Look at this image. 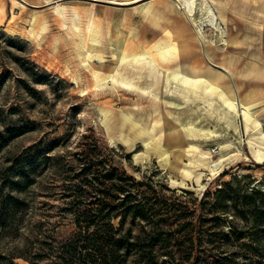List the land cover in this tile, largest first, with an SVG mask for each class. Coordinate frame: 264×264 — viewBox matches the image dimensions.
<instances>
[{
  "label": "rangeland",
  "instance_id": "obj_1",
  "mask_svg": "<svg viewBox=\"0 0 264 264\" xmlns=\"http://www.w3.org/2000/svg\"><path fill=\"white\" fill-rule=\"evenodd\" d=\"M24 3L18 24L0 26V264H70L73 258L72 264H86L72 246L96 255L80 246L101 242L108 228L100 205L121 190L156 193L170 203L189 192L186 205L198 215L204 194L224 183L264 194V156L257 153L264 134V72L245 73L252 56L264 64V0ZM172 38L176 54L164 61L159 52ZM147 51L158 61L140 82L149 96L112 84L118 55ZM173 72L181 83L170 77ZM201 81L211 85L213 96ZM244 99L247 109L239 111ZM148 116V126L138 120ZM204 155L219 161L213 171L199 164ZM105 174L122 187H111ZM124 174L135 183L124 181ZM229 221L244 225L226 217V233ZM152 222L121 224L117 217L110 225L135 234L142 224L148 232L157 228ZM247 225L251 232L252 217ZM251 238L243 242L264 255V232L260 246ZM154 248L158 264L176 249L173 241ZM202 248H209L206 240ZM230 251L240 264H264L240 243Z\"/></svg>",
  "mask_w": 264,
  "mask_h": 264
},
{
  "label": "trees",
  "instance_id": "obj_2",
  "mask_svg": "<svg viewBox=\"0 0 264 264\" xmlns=\"http://www.w3.org/2000/svg\"><path fill=\"white\" fill-rule=\"evenodd\" d=\"M123 176L125 177V174ZM105 178L112 181L111 187H122L115 182L117 179L111 177L110 174H105ZM124 181L135 183L133 178L125 177ZM137 186H142V183H137ZM120 192L117 194V198L113 196L111 200L102 201L100 205L101 211L106 214L105 224L108 228L102 231L101 242L89 240L88 244L80 246V249L92 248L96 250L94 251L96 255L93 256L89 251L85 254L78 253V244H73V250L75 254H78V259L81 262L86 264H126L132 257V264H158L154 243H169L171 241L175 243L176 249L166 252L168 260L163 264H240L235 258L237 254L230 251L237 243H240L246 250L250 249L264 258L263 254H259L258 247L254 248L243 242L244 239L252 236V243L260 246L261 241L258 236L264 232V194L260 192L247 193L235 184L224 183L215 193L206 192L204 194L198 203L199 215L195 208L186 205L190 196L189 192L177 195L171 203L169 199L158 196L156 193L150 196L143 192L134 193L128 190ZM104 193L109 195V191ZM120 194L124 197L115 205L114 201L119 199L118 195ZM191 202L194 206L197 204L196 199ZM229 216L244 225L239 226L238 223L229 221L230 231L224 232L222 222ZM117 217L120 218L121 224L128 220H138L144 225L151 223L152 219L156 218L152 223L157 228L148 232L142 224L135 234L130 230L122 233L119 230L115 231L110 225V221ZM250 217L254 220L251 232L246 229ZM195 219L198 220V227L194 223ZM208 224L210 226H207ZM160 225L168 228H159ZM94 234L97 235V232ZM205 240L209 248H202V243ZM197 249L199 250L197 251ZM195 253L198 255L191 262ZM74 259L70 260V264L74 262Z\"/></svg>",
  "mask_w": 264,
  "mask_h": 264
},
{
  "label": "bare ground",
  "instance_id": "obj_3",
  "mask_svg": "<svg viewBox=\"0 0 264 264\" xmlns=\"http://www.w3.org/2000/svg\"><path fill=\"white\" fill-rule=\"evenodd\" d=\"M192 7L193 6L191 4L189 6L190 12H192ZM256 8H257V6L255 7V9ZM24 9H25L24 0H0V26H4L5 29H10L11 26H15L16 24H18V22L21 18L20 13H22L24 11ZM208 10H209V8H208ZM214 21H215V18H214ZM31 23H32V25H35V23H36L35 16L32 17ZM172 35L173 34H171V36ZM174 35L176 36V38L182 37L181 30L174 29ZM174 41H176V40L173 39L171 41V43H167V46L164 49V51L159 52V56L164 61H166V60L168 61V60H170V58L175 56L176 50H177V44ZM143 55H146V57ZM117 59H118V66L115 67V69L109 75V78L111 79L112 84L118 85L120 87H124L127 89H134V90H137L143 94H148V96H149L148 90L146 89L147 87L146 86L141 87L140 82L145 80L147 75H149L148 71L152 72V71H154V69L158 68V66L156 65V63L158 61L157 62L155 61L152 53L150 51H147V52H144L142 54H131L130 56L129 55L123 56L122 54H120L117 56ZM225 60L226 59H224L223 62L225 64L226 68L231 69L232 63H229L228 61H225ZM257 60H258V57L252 56L251 64L248 65V67L246 68L247 69L245 72L246 74L255 73L254 72L255 70H257L258 74H260L261 72H264V64L258 65L256 63ZM152 64H153V67H152ZM233 65H235V64L233 63ZM169 75H170V77H172L175 80V82L182 81L181 80L182 77L177 72H173ZM234 75H236V73ZM168 76L166 75L165 77H163L164 82H166V80H168ZM238 106L239 107H237V108L239 111H242L243 109L246 110L247 109L246 108V106H247L246 99L242 100ZM149 116L146 118L140 117L138 120L143 122L145 124V126H148ZM260 140H261V143H260L261 145H258L259 150L257 151V153L259 154V156L263 157L264 156V134L261 135ZM249 142H250V144H253L252 141H249ZM202 158H203V160H201L199 162V164L200 165L202 164L204 169H210L211 171H213V169L216 168L218 162L209 161L210 157L208 155H204Z\"/></svg>",
  "mask_w": 264,
  "mask_h": 264
},
{
  "label": "crops",
  "instance_id": "obj_4",
  "mask_svg": "<svg viewBox=\"0 0 264 264\" xmlns=\"http://www.w3.org/2000/svg\"><path fill=\"white\" fill-rule=\"evenodd\" d=\"M195 77H199V76H195ZM179 83H181V82H179ZM198 82H194V86H193V88H194V91L191 93L192 95H195L196 96V89H198V84H197ZM201 83H203V84H206L207 85V90H206V94L208 95V96H213V93H212V91H211V85H209V83L207 82V81H201ZM184 86L186 87V84H184ZM179 90L181 91H184L185 89L183 88V87H180L179 88ZM185 92V91H184ZM218 164H219V161H218ZM217 164V165H218Z\"/></svg>",
  "mask_w": 264,
  "mask_h": 264
}]
</instances>
